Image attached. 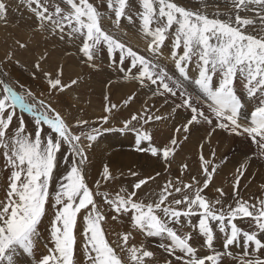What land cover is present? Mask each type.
<instances>
[{
    "label": "snow or ice",
    "instance_id": "obj_1",
    "mask_svg": "<svg viewBox=\"0 0 264 264\" xmlns=\"http://www.w3.org/2000/svg\"><path fill=\"white\" fill-rule=\"evenodd\" d=\"M104 3L20 0L19 6H26L35 33L54 40L58 37L57 43H72L79 62L88 68L107 58L113 69L123 73V79L148 88L153 96L178 95L179 102L168 107L177 116L181 110L187 113L186 122L174 128L180 135L171 136L163 146H153L154 136L147 128L164 117L153 115L148 107L130 112L123 129L136 133V151L163 160V170L145 177L131 171L135 180L110 196L101 190L107 186L103 182L118 179L109 166L99 171L95 189L90 188L86 172L90 150L101 131L93 125H109L120 115V105L105 95L103 114L97 121L80 117L72 124L60 105L65 90L73 91L78 80L65 81L62 71L50 74L42 67L48 53L41 54L32 69L34 79L46 81L39 98L27 92L32 103H26L25 96L3 79L8 73L0 61V171L6 176L0 187V264H21L17 257H31V264H78L75 230L81 218L86 264H225L226 257L231 264H264L260 235L264 234V179L261 194L252 200L245 198L241 187L249 175L246 161L232 173L229 190L214 187L217 166L204 155V144L194 161L195 169L184 163L175 179L165 176L181 138L188 139L190 126H209V139L217 129L250 138L264 158V0H224L227 10L216 11L212 18L179 0H106L107 13L100 10ZM8 11L9 6L0 0V21H8ZM105 15L115 30L123 20L135 25L147 40L145 50L139 51L109 31ZM30 50H34L33 42L17 38L5 59L11 63L17 52ZM135 95L124 99L125 110ZM245 108L248 113L242 120ZM25 112L34 127H28ZM143 142H148L146 147ZM211 155L215 156V150ZM61 162L65 174L50 190ZM150 182L159 191L141 198L140 192ZM212 187L215 196L207 194ZM48 205L54 215L42 236L40 225ZM109 217L127 224L114 241L102 227ZM245 218L247 228L238 224ZM221 234L222 247L217 249ZM138 235L160 242L152 248L137 241ZM42 238L52 246L37 258L35 251ZM233 246L241 247L243 254L236 255Z\"/></svg>",
    "mask_w": 264,
    "mask_h": 264
},
{
    "label": "rangeland",
    "instance_id": "obj_2",
    "mask_svg": "<svg viewBox=\"0 0 264 264\" xmlns=\"http://www.w3.org/2000/svg\"><path fill=\"white\" fill-rule=\"evenodd\" d=\"M190 1L192 2L193 6L195 7L192 10H201L206 11L210 18L213 17L212 12L209 10L215 9L216 11H226L225 5L223 2L218 3L217 0H210L213 3H201L197 4L198 0H179V2L182 5H188L190 4ZM203 1V0H201ZM205 1V0H204ZM203 1V2H204ZM209 1V0H206ZM217 1V2H216ZM4 2L9 6L8 11V21L5 23L3 21H0V61H3V64L6 65V67L3 68L5 72L8 73L6 77H3V79L13 87L15 91H17L19 94L25 96V102L26 103H32V97L27 96V92L31 91L34 93L35 96L38 98L41 96L43 87L45 88L46 81L45 80H36L32 77V69L34 67V63L36 60L39 59V56L41 53L35 54L33 50L27 51V56H21L16 53V56L12 60V64H9L7 60L5 59V54L7 51H9L12 47H14V42H10L11 39L10 36H14L16 39L19 38L22 40L23 37L27 36L29 37L28 33L23 34L21 33V29L23 26L30 27L33 25L30 24V20L32 19L28 11L26 10V6H19L20 0H4ZM92 2V0H90ZM98 3V0H96ZM102 12L107 13V4L106 0L104 5L100 9ZM215 11V12H216ZM214 12V13H215ZM114 18V14H113ZM27 22H26V21ZM29 20V21H28ZM104 21L106 22H112L109 20L108 16H104ZM26 22V23H25ZM127 20L122 21L123 24L126 23ZM24 24V25H23ZM32 28H30L32 30ZM33 31V30H32ZM33 34H35L33 32ZM9 36V37H6ZM137 37L141 42L143 40V37L137 35ZM28 41L31 40V36L27 38ZM72 43H65V45H71ZM36 50V49H34ZM38 50V49H37ZM39 51V50H38ZM23 52V51H22ZM40 52V51H39ZM47 63L42 64V67H44L46 70L49 71V73L53 72H61L62 76L65 81H69V78L75 79V72H73V65H70V62L68 64V61H63V65L67 67L70 65L69 70L62 69L61 66H59V59L54 56H46ZM19 61V63H17ZM53 64V67L50 68V64ZM61 65V64H60ZM111 61L108 62V70L106 73H104L103 78L98 80L97 78L93 76L94 70H88L84 73V77H81L78 83L82 81V79L87 80L90 85L85 88L82 92V94L78 95L79 89H77L75 86L73 87V97H71L69 100L65 99V95L62 98V100L65 103V106L60 105V107L63 109L64 114L68 115L71 123H76V118L83 117L85 119H88L90 121H97L98 118L103 114L102 108L105 104L104 96H109V99L112 103H116L120 105L121 112L120 115L116 117V119H113L109 125H101V124H94V127H100L101 131L98 135L97 141L94 142V147L90 150V164L89 167L92 168L93 171H97L95 173V179L97 180L99 168L102 163V156L107 154H116V162L118 164V173L117 177L118 179L116 181L112 182H103L107 186L102 187V191L109 192L110 196H115L116 193L120 191L121 188L128 187L135 178L130 175L131 171H136L141 177H145L147 175H155V172L162 171L163 170V160L157 161L156 158L152 157L150 153L142 152L143 156V163L142 166H139L140 162V156L137 154L138 151H136V143H135V137L136 133L131 130H124L123 129V121L126 117L129 116V113H136L141 110H143L144 107H148L151 109V113L153 115L160 114L164 119L161 121H152L151 126L147 128V130H150V133H153L154 140H153V146H163L165 144L164 138L167 134L173 133L174 135H178L175 133L174 128L176 126H179L182 122H186L184 120V115L181 113L180 116H177L176 113L168 112L166 109H168V105L166 102L167 99H174L175 97L172 96H166V97H159V96H153L152 92L148 88H142L141 92L139 91V88L136 86L131 87L132 89H127L125 87L118 89V93L116 95L115 90L109 89L110 87L106 86V84H110L111 81H106L108 76L110 75L111 69L116 72L115 69H113L111 66ZM16 68V69H15ZM97 68V66H96ZM97 70H99L97 68ZM81 73H83V69L80 70ZM89 74V75H88ZM92 74V75H91ZM117 74V73H116ZM122 74V75H121ZM117 74L119 78H123V73ZM92 76V77H91ZM23 85V87H21ZM80 87H82L81 84H79ZM76 89V90H75ZM104 89L105 95L99 94L98 91H102ZM68 90H65V93ZM76 91V92H75ZM135 92V101L131 104V107L125 110V106L123 104L124 99L127 98L129 94H132ZM78 93V94H76ZM138 93L141 95L144 93V99H140L138 96ZM92 97V99L89 98ZM147 97V98H145ZM143 106V107H140ZM18 112H20V109H17ZM25 120L28 122L29 127H34V123L32 122V117L29 116L26 112L23 113ZM154 122V126L153 123ZM164 126V127H163ZM105 128H110V131L104 130ZM85 130H90L88 127H85ZM191 131V128H190ZM190 133V132H189ZM189 133L186 135L189 136ZM188 140H183L181 138L180 141V147H177L175 155V159L172 161V164L170 166V171L168 173H165V176H170L171 178L175 179L176 176L180 175V168L184 163H187L189 166H192L194 164V161L198 160L199 157H196V151H188L187 146H190V144H186ZM132 142V144H131ZM184 145L182 146V144ZM186 142V143H185ZM145 143L143 142L142 146L145 147ZM202 142L199 143V146ZM198 146V149H199ZM66 148V146H65ZM2 151V150H0ZM229 151H231L229 149ZM194 158V160H193ZM2 158H0V168L3 166V163L1 162ZM218 161H221L220 159ZM214 164H222V162L212 161ZM225 163V161H223ZM224 165V164H223ZM139 167H142L145 169L142 172L139 171ZM55 171V179L53 184L51 185L50 190L55 189V184L58 182V179L61 175L65 174L63 162H61V168L54 170ZM123 173V175H121ZM221 172L218 170L215 175H220ZM116 176V175H115ZM229 176L226 175L223 177L224 183L222 185L214 184V187L224 186L223 188L225 190H229V183L232 178H228ZM100 179V178H99ZM246 180V179H245ZM242 182L241 192L245 198L252 200L254 197L253 194H256V189L253 190V192L245 191V185L247 186V183L249 181V178H247V181ZM164 180H160V184L162 186ZM243 183H245L243 185ZM90 188L95 189V183L92 185H89ZM143 187V186H142ZM214 187L210 188L211 192L207 193L209 196H215L216 193L214 191ZM139 191V190H138ZM153 191L158 192L159 189L156 187L155 184L152 182L149 183V186L144 187V190L140 192L141 198H147V194L151 193ZM245 191V192H244ZM258 193L256 195H260L261 193ZM249 193V194H248ZM54 215V210L51 209V206L48 205V220L51 219V217ZM50 222V221H49ZM193 222H198L196 218H193ZM239 226H242L244 228H247L249 226V221L247 218L238 221ZM49 226V223H48ZM102 227L104 228L105 232L108 233V239L110 241H114L116 238L117 232H123L125 227H127L126 221L111 220V217L108 218L107 222L103 223ZM83 223L82 218L80 220V225L75 230L76 235V245L74 248V258L78 261V264H86V261L84 259L83 255ZM136 240H139L140 242L148 244L150 247L155 248L159 244L158 238H148L145 239L143 235H138L136 237ZM222 242V234L220 240H218L215 243L216 246H220V243ZM218 243V244H217ZM222 244V243H221ZM198 248V244L196 245ZM222 247V245L220 246ZM217 248V247H216ZM233 250L236 251V255L243 254L241 247L233 246ZM231 250V251H233ZM166 255V254H165ZM24 257H20L21 260H23Z\"/></svg>",
    "mask_w": 264,
    "mask_h": 264
},
{
    "label": "bare ground",
    "instance_id": "obj_3",
    "mask_svg": "<svg viewBox=\"0 0 264 264\" xmlns=\"http://www.w3.org/2000/svg\"><path fill=\"white\" fill-rule=\"evenodd\" d=\"M203 1L198 0L197 4L213 3V2H211L212 0L211 1L205 0L204 2ZM217 1H218V3H221V2L224 3V0H217ZM187 7L189 9L195 8L191 1H190V4L187 5ZM209 11L212 12V15H213L216 10L211 9ZM29 22H30V24H28V25H33V19H31ZM104 25L106 28H108L109 31H115L116 36L126 40L128 43L132 44L139 51L143 52L145 50L147 40L144 38V36L142 34H139L137 32L135 25H130V24H128V22H126L123 24V28H120L119 30H115V26L112 25V22L104 21ZM30 28H32V26H30V27L23 26L21 29V33H23V34L28 33L29 37L31 36L30 42H33V48L36 49V50H33L35 54L48 53V55H47L48 57L49 56L57 57L59 59V66H61V68L65 69V70H69L70 65H73L74 66L73 72H75L74 78L77 79L78 81L80 80L81 77H84L83 75L85 72H87V69L89 71L92 69V68H88L86 65H83L79 62L80 57L77 55V48L75 47V45H73V44L65 45L64 42L57 43L58 37L56 38V40H54L51 36H46L44 34H37L34 31H32L33 28H32V30ZM33 32L35 34H33ZM137 35L143 37L142 42L137 37H135ZM6 37H9V36H6ZM10 37H11V39L9 41L11 43L16 40V38L14 36H10ZM29 37H27V36L23 37L22 41H28L27 38H29ZM180 51H182V50H180ZM17 54L21 55V56H27V53L24 51L23 52L19 51V52H17ZM63 61H68V64L70 62V65L65 67L63 65ZM108 62H110V61L107 58L104 59L103 63L97 62V68L99 70H97L96 67H94L92 69V70H94V72L92 74L95 77V79L97 78L98 80H100L103 78L104 73H106L108 70ZM167 62L170 63V61H167ZM9 64H12V62ZM49 64H50V68H52L53 64L52 63H49ZM81 69H83V71H84L83 73L80 72ZM116 73L121 74V73H118L117 71L114 72L111 69L110 75L106 79V81H111L110 84H106V86L110 87L109 89L115 90L116 95L119 92L118 89L123 88V87H125L127 89H132L131 87L136 86L139 88L138 92H141L142 88H140L136 82H133L130 80H125L123 78H119ZM87 82H88L87 80L82 79V81H80V83H78V87L75 86L77 89H79V92H80L79 94L78 93H76V94L80 95L83 93L82 91L90 85ZM7 83L9 84V82H7ZM79 84H81L82 87H80ZM43 89H44V87H43ZM98 93L102 94V95L106 94V93H104V89L102 91H98ZM138 96L140 99H144V93L141 95L138 93ZM71 97H73L72 92L67 91L65 93V99L69 100ZM89 98L92 99V97H90V96H89ZM145 98H147V97H145ZM166 102H167V105H173L175 102H179V96L177 95L174 99H167L166 98ZM61 105L65 106V103L63 100H62ZM140 107H143V106H140ZM166 111L171 112V108L169 107L168 109H166ZM181 113L184 116L187 115V113H184L183 110H181ZM247 113H248L247 108L242 110V112H241V119L242 120L245 118ZM152 124L154 126V122ZM29 128H31V127H29ZM190 128H191V131H190L188 139H187L188 141H187V143L185 142L186 144H190V146H187L188 151L189 150L196 151V153H197L196 157H199V153L201 151L199 143L202 142L201 144L206 145V147L203 150L206 158L209 160H212V161L215 160L217 162H222V164H218V163L215 164L217 166V171L219 170L221 172V174L220 175L214 174V184L222 185L224 183L223 177L226 175H228L230 178H232V173L235 171L236 167H238L240 163L246 161L248 164V173H249V175L247 176V178H249L247 185H249V184L251 185V187L248 188L247 191L253 192V190L256 189V194L258 193L260 183L262 182V179H264V158H261L259 156L257 146L255 143H253L251 141L250 138H247L245 136L229 135L228 133H225V132L217 129V131L213 134V137L211 139H209V137L207 136V132L211 131V128L209 126H207V125H203V126L196 125L194 127L190 126ZM149 132H150V130H149ZM173 135L174 134L172 132L167 134L164 138V142L169 143L170 142L169 138ZM178 135H180V134H178ZM131 144H132V142H131ZM183 145H184V143L182 144V146ZM146 146H147V144L145 143V147ZM198 146H199V149H198ZM229 149L231 151H229ZM212 150H215V156L214 157L211 155ZM137 154L140 156L139 166H142V163H143L142 152H137ZM219 159L221 161H218ZM193 160H194V158H193ZM223 161H225V163ZM89 164L87 165L86 177H87L88 184L92 185L96 181L95 173H97V171H93L92 168L89 167ZM105 165L109 166L110 171L114 175L117 176L116 173H118V164L116 162V154L103 155L102 156V163H101V166L99 168V171H102V168ZM191 167L193 169H195L196 164L194 163ZM0 169H3V166H1ZM143 170L145 171L144 168L139 167V171L142 172ZM99 178L100 177L98 175L97 179H99ZM5 180H6V176L4 174V171H0V187L3 186V183L5 182ZM245 181H247V179ZM244 184L245 183H243V185ZM210 192H211V189L207 190V193H210ZM245 195H246V193H245ZM256 196H259V195H256ZM48 217L49 216L47 213V215L42 219V223L40 225V231L42 233V236L46 233V229L48 228V223L50 221V219L48 220ZM79 225H80V223H79ZM260 235H261V239L264 240V234H260ZM137 241H139V240H137ZM221 243H220V246L222 245ZM47 246H52V245L46 239L42 238L41 241L39 242V245L37 246L36 251H35V256L37 258H39L41 254H46ZM220 246H216L217 249H220L221 248ZM198 250H199V245H198ZM231 250H233V247L231 248ZM204 251H207V249H205ZM233 252L235 253L236 251L233 250ZM262 258H264V257H262ZM17 260L20 261L21 264H23V261H25V260H27L28 264H31L32 258L31 257H27V258L24 257L23 260H21L20 257H17ZM225 264H231L230 258H227V257L225 258Z\"/></svg>",
    "mask_w": 264,
    "mask_h": 264
}]
</instances>
